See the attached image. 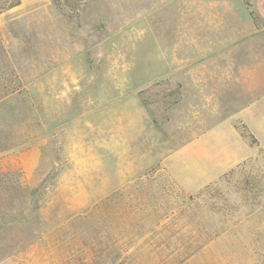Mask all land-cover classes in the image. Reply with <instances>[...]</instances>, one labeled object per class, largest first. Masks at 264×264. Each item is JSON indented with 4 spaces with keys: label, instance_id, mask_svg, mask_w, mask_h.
Instances as JSON below:
<instances>
[{
    "label": "rangeland",
    "instance_id": "rangeland-1",
    "mask_svg": "<svg viewBox=\"0 0 264 264\" xmlns=\"http://www.w3.org/2000/svg\"><path fill=\"white\" fill-rule=\"evenodd\" d=\"M0 41V264H264V0H46Z\"/></svg>",
    "mask_w": 264,
    "mask_h": 264
},
{
    "label": "crops",
    "instance_id": "crops-1",
    "mask_svg": "<svg viewBox=\"0 0 264 264\" xmlns=\"http://www.w3.org/2000/svg\"><path fill=\"white\" fill-rule=\"evenodd\" d=\"M45 1L46 0H20V5L17 6V8L23 9V8L41 4ZM239 156H240L239 152H237V154L234 153L232 158L229 159V162L233 160H234L233 162L237 161ZM208 176L211 177L212 173H210ZM215 254L216 253L211 250H202V251H199L197 254L193 255L192 257L188 258L182 264H225L224 260L223 259L218 260Z\"/></svg>",
    "mask_w": 264,
    "mask_h": 264
},
{
    "label": "trees",
    "instance_id": "trees-1",
    "mask_svg": "<svg viewBox=\"0 0 264 264\" xmlns=\"http://www.w3.org/2000/svg\"><path fill=\"white\" fill-rule=\"evenodd\" d=\"M20 5V0H12V1H5L2 6L0 7V14L3 12V11H6V10H9V9H12L14 7H17ZM1 42V41H0ZM5 52H4V49H3V46L1 45L0 43V56L1 55H4ZM2 58V56H1ZM11 81H9L10 83Z\"/></svg>",
    "mask_w": 264,
    "mask_h": 264
}]
</instances>
